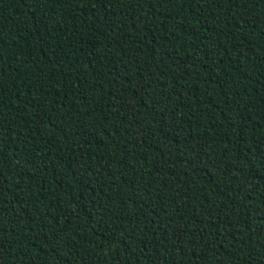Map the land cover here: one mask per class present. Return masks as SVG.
I'll return each instance as SVG.
<instances>
[{
	"label": "trees",
	"instance_id": "obj_1",
	"mask_svg": "<svg viewBox=\"0 0 264 264\" xmlns=\"http://www.w3.org/2000/svg\"><path fill=\"white\" fill-rule=\"evenodd\" d=\"M0 264H264V0H0Z\"/></svg>",
	"mask_w": 264,
	"mask_h": 264
}]
</instances>
